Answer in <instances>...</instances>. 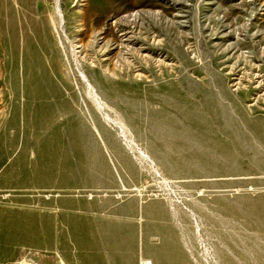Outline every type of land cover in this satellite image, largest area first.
Instances as JSON below:
<instances>
[{
    "label": "rangeland",
    "instance_id": "obj_1",
    "mask_svg": "<svg viewBox=\"0 0 264 264\" xmlns=\"http://www.w3.org/2000/svg\"><path fill=\"white\" fill-rule=\"evenodd\" d=\"M264 264V0H0V264Z\"/></svg>",
    "mask_w": 264,
    "mask_h": 264
},
{
    "label": "built area",
    "instance_id": "obj_2",
    "mask_svg": "<svg viewBox=\"0 0 264 264\" xmlns=\"http://www.w3.org/2000/svg\"><path fill=\"white\" fill-rule=\"evenodd\" d=\"M149 264H151V263H149Z\"/></svg>",
    "mask_w": 264,
    "mask_h": 264
}]
</instances>
